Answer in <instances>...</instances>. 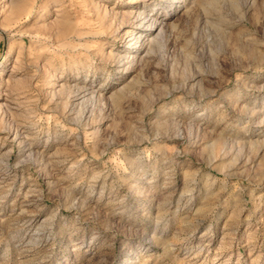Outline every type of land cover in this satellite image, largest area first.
Returning <instances> with one entry per match:
<instances>
[{
	"label": "rangeland",
	"instance_id": "obj_1",
	"mask_svg": "<svg viewBox=\"0 0 264 264\" xmlns=\"http://www.w3.org/2000/svg\"><path fill=\"white\" fill-rule=\"evenodd\" d=\"M2 104L0 264H264V0H0Z\"/></svg>",
	"mask_w": 264,
	"mask_h": 264
},
{
	"label": "bare ground",
	"instance_id": "obj_2",
	"mask_svg": "<svg viewBox=\"0 0 264 264\" xmlns=\"http://www.w3.org/2000/svg\"><path fill=\"white\" fill-rule=\"evenodd\" d=\"M145 6V5H144ZM21 6L17 3L14 5L13 9L14 10H18L20 9ZM154 8V7H153ZM144 9H146L144 7ZM136 17V22H133V24L131 25L132 26V30H128L126 33H129L130 34H138L137 37L135 39H137V41H139V39L141 37H147L146 40H143L142 44L144 46H148V51L149 53L153 50V48L159 44V42L161 43L163 40H164V36H165V33L167 32L166 31V24H163L164 20H161L160 21V18L159 17H156V19L154 18V13L151 11L149 13H146L145 10L143 9H139L137 10V13L134 15ZM155 20V22H154ZM149 22V25L151 24V26L153 27V29H145V30H142V26H146ZM137 29H139L138 31H136ZM141 44V45H142ZM127 58V57H126ZM124 58V59H126ZM126 61V60H124ZM135 61H136V57L135 55L133 56V58H131L130 60H128V63L131 64V63H134L135 64ZM138 61V60H137ZM130 66V65H129ZM86 88V87H85ZM193 88V87H192ZM88 92V90H85L84 88H80V89H76L75 92L78 97V99L82 98V97H85L86 96V93ZM174 91V89H173ZM192 91V90H191ZM7 95H10V93H6ZM92 94L91 96H94L95 94V91H90V93L87 95H90ZM81 95V96H80ZM86 98V97H85ZM91 99V98H90ZM93 99V98H92ZM87 100V99H86ZM7 106V104H2L0 105V109L3 107ZM81 120V119H80ZM72 121V119H71ZM19 130V129H18ZM19 132V131H18ZM17 132V134H18ZM30 150V149H28ZM24 151V149H23ZM32 152V151H31ZM30 151L28 154H32ZM27 154V155H28ZM31 159V158H30ZM24 160V159H23ZM26 160V159H25ZM18 162V161H17ZM47 162V161H46ZM47 166V165H46ZM32 241V240H31Z\"/></svg>",
	"mask_w": 264,
	"mask_h": 264
}]
</instances>
